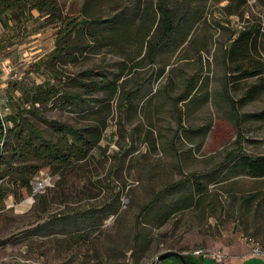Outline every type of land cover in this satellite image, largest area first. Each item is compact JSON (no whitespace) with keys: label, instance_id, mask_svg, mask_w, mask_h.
<instances>
[{"label":"rangeland","instance_id":"obj_1","mask_svg":"<svg viewBox=\"0 0 264 264\" xmlns=\"http://www.w3.org/2000/svg\"><path fill=\"white\" fill-rule=\"evenodd\" d=\"M56 1L62 18L53 22L34 9L16 11V17L0 14V60L18 76H7L1 90L9 106L4 128L13 127L15 117L24 133L49 137L50 123L80 127L99 115L107 127L78 170L59 177L44 168L39 191L26 193L16 185L12 192L10 176L1 172L0 264H180L176 256L157 259L166 251L195 264L264 262V254L252 251L264 252V177L227 161L239 148L264 155V0H167L177 22H190L188 40L158 54L136 77L119 79L110 98L83 93L78 83L91 82L86 70L115 71L118 55L105 48L90 52L87 42L74 37L83 43L75 63L52 62L59 29L78 23L83 2ZM124 5L130 3L102 0L93 11L101 8L109 17ZM241 31L252 41L231 59L226 50ZM191 79L201 80L199 87L182 99ZM40 84L53 85L57 93L32 103V89ZM136 86L140 93L129 102L127 93ZM75 92L85 99L86 111L67 103L66 94ZM179 181L187 191L201 190V204L156 225L152 212L177 195L158 202L154 195ZM86 209L98 211L96 225L69 233L60 227L40 231L45 221ZM197 249L205 255L195 254ZM216 255L218 261L212 259Z\"/></svg>","mask_w":264,"mask_h":264},{"label":"trees","instance_id":"obj_2","mask_svg":"<svg viewBox=\"0 0 264 264\" xmlns=\"http://www.w3.org/2000/svg\"><path fill=\"white\" fill-rule=\"evenodd\" d=\"M101 1L83 0L78 23L70 27L68 23H65L59 29L51 60L53 63H75L78 56L83 53L82 44L86 42L87 44L83 46H87L90 52L98 53L105 48L108 53L118 55L120 59L115 71L111 73L99 71L94 75L90 70H86L85 75L91 78V82L78 83L83 93L101 92L110 98L119 90V79L136 77L142 67L156 62L158 54L172 52L187 41L191 26L189 21L177 22L174 10L167 0H127L130 5L122 6L109 17L100 14L101 8L93 11ZM22 9L28 11L34 9L47 15L49 22L62 18L56 0H0V14L9 12L15 16V12ZM74 37L83 43L75 42ZM251 41V35L241 31L226 50L227 56L233 59L234 56L243 54ZM163 70L164 67H161L160 74ZM244 74L251 75L257 72L244 71ZM200 81L189 80L182 99L190 98L199 87ZM56 93L53 85L40 84L32 89L31 101L32 103L48 102ZM139 93V86H136L131 94L128 92L129 102H132ZM66 97L68 104L78 106L80 112L86 111L82 106L85 99L80 93H68ZM11 118L14 122L13 127L4 128L0 122V174L3 171L2 175L10 176L11 181L8 183L12 187V192L17 185L26 193H31L34 179L39 173L45 171L44 168L52 174H58L59 177L78 170L91 155L92 150L98 146L107 127L106 118L100 115L90 124L80 127L61 122L50 123L51 132L48 137L35 131L24 133L19 129V121L15 117ZM12 136L17 138L14 143L9 141ZM227 161L252 177H264V155H247L241 153L239 148L228 154ZM185 188L184 182L179 181L168 185L154 195V200L157 202L165 195L172 193L177 195V198L168 203H161L152 212L153 223L161 225L172 215L201 204L199 195L201 190L196 193L191 189L187 191ZM1 196L2 194L0 199ZM151 205L152 202L146 204L141 214L149 211ZM97 212L95 209H86L71 213L67 219L56 218L45 221L39 225L43 228L40 231L53 232L56 227H60L59 229L64 233H69L71 230L83 231L97 224L99 218ZM138 234L143 238L142 231L139 230ZM172 256H176L180 264H195L189 256Z\"/></svg>","mask_w":264,"mask_h":264},{"label":"built area","instance_id":"obj_3","mask_svg":"<svg viewBox=\"0 0 264 264\" xmlns=\"http://www.w3.org/2000/svg\"><path fill=\"white\" fill-rule=\"evenodd\" d=\"M7 76H10L12 78H18L17 73L12 68L11 64L7 61H1L0 60V122L2 126L4 127V118L9 114V106H8V99L4 96H1V90L3 88V85L5 84V80ZM45 186V183L43 180H41L38 176L33 181V191H39L43 189ZM253 253L254 255H262L264 252L259 247H253ZM197 255H205V251L203 249H197L195 252ZM212 259L215 261L219 260V256H213ZM35 264H41V263H35Z\"/></svg>","mask_w":264,"mask_h":264},{"label":"water","instance_id":"obj_4","mask_svg":"<svg viewBox=\"0 0 264 264\" xmlns=\"http://www.w3.org/2000/svg\"><path fill=\"white\" fill-rule=\"evenodd\" d=\"M172 255H178V253L173 252V251H166L164 253H161V255H159L157 259L158 260H162V259H164V258H166L168 256H172Z\"/></svg>","mask_w":264,"mask_h":264}]
</instances>
